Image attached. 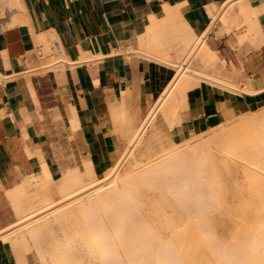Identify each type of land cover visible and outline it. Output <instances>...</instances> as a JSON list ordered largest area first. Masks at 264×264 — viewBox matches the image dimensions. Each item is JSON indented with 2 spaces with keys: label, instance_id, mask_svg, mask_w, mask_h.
<instances>
[{
  "label": "bare ground",
  "instance_id": "1",
  "mask_svg": "<svg viewBox=\"0 0 264 264\" xmlns=\"http://www.w3.org/2000/svg\"><path fill=\"white\" fill-rule=\"evenodd\" d=\"M4 4L9 5L10 8L14 7L17 9V14L6 24L7 26L25 20L23 16L24 7L22 5V0H0V16H3L2 7L5 6ZM178 5L179 4L169 5L165 2L158 8L157 11L146 9L144 15L138 20V31L143 30L147 40V51L145 50L146 52L143 53L147 57L156 58L157 56H155V54L160 53L161 47L167 48L169 46V38L171 35L175 37V39L182 45L181 47L183 50L186 52L185 49L189 48L190 45L195 43L197 39L199 40L203 38L206 34L207 31L201 34V36H198L190 28L180 15ZM206 9L211 17L210 27L217 19L222 21L221 23H223V29L227 31L239 28L244 24L247 25L245 28L246 34H237V42H241L243 39L247 38V33H252V38L257 43L264 40V25H260L257 22L258 13L264 10V0H226L219 6L216 4H209L206 6ZM7 26L4 25V27ZM36 38L38 40V46L40 47L39 49L43 51V53L41 52V54H43L41 55V58L43 57L46 59V62L44 61L46 64L43 66L46 68L48 67V70L53 69L51 70L52 72L61 70L63 68L62 63L64 62L69 64L71 67H74L76 64L88 62L92 57H99V55H94L81 49L78 60H68L64 56L62 46L60 45L57 35L53 30L48 32L47 37L42 34H37ZM205 50H207V48ZM2 55L3 59H5V52H2ZM161 59L163 61L164 58H160L159 60ZM183 65L181 64L182 67L180 68V72L178 70V72L175 73V75L168 81L167 85L160 90L156 101L153 103L151 108L148 109L141 124L142 126L133 134L128 135L126 148L122 151L120 158L113 165V167L104 172L102 177L96 176L94 164L89 158L82 160V170L84 175L78 174L75 171L74 173H67L60 178L52 176V174L47 170L45 162L37 164L34 167V172L27 176V181L24 186L31 185L34 187L35 191L39 190L40 193H36L29 198V211L24 209L21 210V208L16 211L18 222H15V226H4L0 228V241L6 245L14 242L19 246H23L25 249V246L26 248L30 247H27L26 245L28 244L27 238L29 236L37 248L39 245H42L41 241L42 243L44 242L42 235L46 228L44 222H46V219L50 215L49 213L40 215V213L35 214V212L43 206L56 201L52 195V189H56V192L59 194L60 204H68L67 206L69 207L67 214L74 217V223L70 226H67V222L61 223L60 231L62 234L60 232H56V234L54 233L56 237L57 233H60L59 235L63 236L62 239L64 240L65 238L64 241L67 242L65 245L61 244L59 236V241H57L56 237H53L54 242H60L57 246L60 245L61 249H58L59 246L57 247L55 242V246L52 250L57 249V251L60 250V252L58 251V253H56L54 250L55 252L52 251L53 254H51L54 255L55 253V255H58L60 253L59 256L61 257L63 255V259L67 258V260H65L66 263L64 262L65 264H68L67 262L70 264H197L200 260L199 257H201L199 264H264V191H257V189H260L261 187L264 188V147H257L260 145V142L264 141H261L260 138L257 140V137L255 138L252 135L257 132L258 136H260V134L264 131H262L264 128V102L260 103L255 109L241 112L240 115L237 114L239 115L238 117H234L235 115L232 116L231 114L229 116V114H227L228 120H233V117L235 119V123L231 125H226L222 122V125L210 127V132L208 133H206L208 130H204L205 134L200 132L197 134L195 132L189 133L192 134V136H190L192 139L185 140L183 137L184 139L182 140L185 141L182 142L180 146L178 143L176 148L166 151L168 152L167 156H165L166 152L165 155L162 154V156L164 155L163 158L161 156L159 158L154 156L155 158L147 159L145 162L140 163H138L139 160H137V158H133V156L135 157L133 151L137 146L139 139L145 132L146 128L154 121L157 113H162L165 120L169 123L182 121L181 111H183L182 108L187 105L186 93L193 85L191 78H207L224 89L226 88V91L229 89V92L230 90L234 92L244 90L238 86H234L230 80L232 76L235 78H241L240 73L228 74L226 72L223 79H217L215 77L210 78V76H202L200 72L197 71L189 72L188 68ZM38 68L42 69V66H37L35 68L28 67L20 72L21 76L22 74H35V69ZM46 68L44 69L46 70ZM36 72L38 73L37 70ZM17 74L18 73L12 75ZM18 76L19 74L17 77ZM0 77H2V75H0ZM108 93L111 95L110 92ZM122 93L124 94V92ZM122 101V94L119 97H112L111 99L109 97L107 99L108 114L112 121V127L116 126L118 122L117 119L121 113ZM0 112L3 114V110H0ZM180 122L179 124H181ZM67 124L70 132L75 131L79 126V119L74 106H72L71 115L68 117ZM260 124V128L263 126L261 131L257 126ZM153 126L154 124L152 127ZM187 129L191 131L190 125ZM186 133L187 132H185V134ZM121 134L124 135L122 132ZM250 136H253L251 138L256 141H252L251 138L249 139ZM217 152L230 153L234 158L242 161V164L245 166L244 168L247 169L250 174H253V177L255 176L254 190L257 191V194L255 195V192H253L252 196L253 198L258 197L262 202H259L262 204L261 209H257L255 206V210L257 209V213L255 211L257 214V222L255 221V225L249 221L244 225H240V227H238L239 231L235 235L232 234L233 239L228 242H224L223 239H220L221 235L219 234L220 238L218 240H220L221 243H218V240L216 239L217 237H214L216 236L213 235L214 230L212 229L210 231V229H208L211 227H208V221L207 223L205 222L208 219L206 218V220H203L205 216L200 212L192 213L193 210H191V207L194 208L196 203L194 205H191L192 203H190V201L193 203L196 202L193 198H196L197 195H201L202 197L200 196L201 198L199 199H202L203 197L206 198V195L209 193L207 190V183L204 182L205 180L201 181L203 179L202 173L209 171H204L201 168L204 166L203 164L206 163H210L212 167H217ZM129 156H131L136 162H129L130 160H128V166L122 168L123 171L119 173L122 163ZM207 168L208 167L205 169ZM189 180L193 183L192 187L189 185ZM156 183H160L163 186H159V188L164 189V191L163 189L160 191L164 193V196L166 194L167 199V195L170 193L173 196L169 194V198L174 197L171 200L175 199L174 201H176H173V204V202L168 199L171 205L176 204L175 206H170V204H167L165 201L161 202L160 200L161 204L165 202V204L163 203L164 205L167 204L170 209L171 207L172 209L174 207L175 210V208L180 206V203H182L183 205L180 206L183 210L181 214H184V212L188 213V210H184V208L189 209V204L191 205L189 210L190 214L185 213V215L187 214L185 218L187 221H180L177 223L181 226L178 232L176 230L178 229L177 227L175 232L171 231L172 235L170 233L169 238L166 241L162 238V235H157L160 229H157L156 227L155 230L150 228V226H146V223H144L140 217L142 214H140L139 211V203L144 200L141 198L140 201V197H138L140 196V193H142L141 187L145 185L152 186V184ZM24 186L22 184H18L6 190L12 202H20V196L25 193ZM195 193L197 194L195 195ZM209 197L211 198L212 196L210 195ZM186 199L187 201L189 200L188 205L185 203ZM207 200L208 199H206V201ZM177 202H179V204ZM256 202L254 204H256ZM184 203L186 205H184ZM141 207L142 206L140 205V209ZM198 207L200 206L198 205ZM160 209H162V206ZM160 209L157 207V209H155V213L158 210L161 211ZM195 209L199 208L195 207ZM55 210L56 208L53 209L50 214L54 213ZM180 210L178 209V212L177 210L175 211L177 217L181 215ZM205 210H207V208ZM157 214L159 215L161 213L158 212ZM193 214L195 216H198L199 214L198 217L200 218L198 219H202L201 223L198 221L196 224L194 221L195 224L192 225L193 221L191 222V218L195 219V217L192 216ZM155 215L153 214V218H155ZM142 217L144 219L146 216L144 217L143 214ZM138 218H141L142 221ZM161 221L165 220L163 219ZM165 222H167V219ZM171 222L168 221L167 225ZM177 224L176 226H179ZM174 225L175 224L173 223V226ZM173 226L172 228H174ZM76 233L80 234V236L85 239V245L79 244L74 246L68 243L70 242L69 238L71 234ZM216 240L217 242H214ZM222 242L224 244H222ZM83 247L88 249V251L86 250L87 252L90 251L91 253H95L92 255H95L96 258L94 257L93 259V256L91 255L93 260L92 262H90L91 260L88 261L89 259L84 261L85 257H83L82 254L85 253H81L84 252ZM208 249L212 250L211 252L209 250V254L213 253L212 258L210 255L207 260V258L205 259L204 257V253H207ZM43 251L39 253H42ZM152 251L153 253L151 254ZM90 252L88 254H90ZM200 252H203V255H200ZM205 256L207 257L208 254ZM42 257L44 258V256ZM58 259L60 262V259L62 258L59 257L57 260ZM94 260H96V262Z\"/></svg>",
  "mask_w": 264,
  "mask_h": 264
},
{
  "label": "crops",
  "instance_id": "2",
  "mask_svg": "<svg viewBox=\"0 0 264 264\" xmlns=\"http://www.w3.org/2000/svg\"><path fill=\"white\" fill-rule=\"evenodd\" d=\"M224 1L22 0L25 20L10 26L6 24L17 14V9L4 6L3 16H0V109L4 114L0 112V186L11 187L18 182L21 174L33 173L34 167L41 162L46 163L50 173L59 171L55 154L44 134L39 131V123L33 114L32 100L38 103V90L34 86L37 78L31 79V75L35 74H27L26 80L20 76L21 71L32 66L34 48L38 52L37 34L47 37L48 32L53 30L64 56L70 61L78 60L81 49L99 55L68 70L69 93L64 95L69 105L75 106L79 126L74 132L80 134L84 154L99 170L116 158L119 147L123 145L121 135L112 130L107 99L119 97L125 90L124 95L129 98V103L139 108L146 107L159 87L155 84L154 63L141 57L117 53L122 44L133 45L135 34H138L143 47L137 52L143 54L147 51L145 33L138 31V20L145 10L157 11L165 2L169 5L179 4L178 10L184 21L194 32L199 31L196 34L201 36L206 31L207 34L217 21L222 22L217 19L210 27L211 17L206 6L221 5ZM257 22L264 25V10L258 13ZM243 34H246V29L238 35ZM247 35L254 41L252 33ZM172 41L182 49V45L171 35L169 46L161 47L160 53L155 54L157 57L151 58L167 56ZM254 44L256 47L242 55L239 62L234 58L236 53L232 54L238 72L230 74L240 73L241 77L232 83L244 90L229 92V89L226 91V88L204 80L188 90L186 116L194 129H206L221 123L225 112L235 115L255 109L264 102V40L260 43L254 41ZM2 52H5V59ZM15 73L19 76L12 75ZM151 106L152 103L148 109ZM67 112V109L64 110V114ZM0 264H17L2 243Z\"/></svg>",
  "mask_w": 264,
  "mask_h": 264
},
{
  "label": "rangeland",
  "instance_id": "3",
  "mask_svg": "<svg viewBox=\"0 0 264 264\" xmlns=\"http://www.w3.org/2000/svg\"><path fill=\"white\" fill-rule=\"evenodd\" d=\"M4 5L6 6L7 4H4ZM7 7L10 8L9 5H7ZM2 8H4V6ZM246 27H247V25L244 24L243 26L239 27L238 29H233L231 31H227V30L223 29V27L221 26V23L219 21H217L215 23V25H213V27L209 30V32L207 34H205V36L203 38H201L202 41H201V39H199L200 41L197 39L195 41V43L190 45L189 48H187V49L184 48L186 50V52L183 50V48L181 49L182 51L179 49L180 46L178 43L176 44V42H172V44L169 48L170 52L167 56H165V55L163 56L164 57L163 61H162V59L161 60L152 59L150 57H147V56L137 52V51L143 49V47L139 43L138 34L134 35L135 37L133 40V42H134L133 45L132 44L131 45H123L122 44L120 49L117 51V53H122L126 56L133 55V56L141 57L142 59H145L148 62L154 63V65L156 66L155 67V79H156L155 84H157L159 87H158V89H156L153 92L152 97L149 100L148 105L146 107H141V108L129 103V100H128L129 98L126 97L123 93H121L122 97H123V101H122V105H121V113L117 119V121H118L117 124L118 123L119 124H118V126L116 124V126L112 127V130L118 131V133L121 135L123 145H121L119 147V152H118L116 158L111 163L107 164L106 166L102 167L99 170L95 169L96 176L102 177L104 172L107 169L113 167V165L117 162V160L120 158V156L122 154V151L126 148L128 135L133 134L135 131H137L142 126L141 124H142L143 119L146 115L145 113H146L148 107L151 105V103L153 105V103L157 99V95L159 94L160 90H162L164 88V86L167 85L168 81L172 78L173 74L177 73L178 70L180 72V68L182 67L181 64L183 65V63H184L183 66H186V68H188L189 72H192V71L196 72L197 71V72H200V74L202 76H207V77L210 76V78L215 77L217 79L218 78L223 79L225 76L222 73V71L219 69H222L223 72H225V73L226 72L227 73L237 72L238 70H237L236 65H234L232 54L234 52L236 53L234 58L236 59V61L239 62L240 57L242 55H244L246 52H248L249 49H252V47H256L254 44V41L251 38H246L242 42L236 41L237 34L243 32ZM195 33H199V31H195ZM199 42L200 43L202 42V43L200 44ZM176 45H178V46H176ZM197 45H199V46H197ZM37 47H38V52H37L36 48H34V50H33V54H32L33 63H32L31 67L35 68L37 66H39V67L42 66V69L41 68L35 69V72L33 71L35 73V75H31V79L37 78V80L34 81V86L38 90V96H37L38 103L36 104L32 100V103L34 106V113L33 114L36 117V121L39 123V126H38L39 131L44 134L47 142L49 143V145H50L51 149L53 150L55 157L58 161L59 171L55 174H53V173H51V174L55 178H60L61 176H64L67 173H74L75 171L78 174L84 175L83 170H82V160H84L86 158V156L84 154V151H83V148L81 145L80 134L78 133V131H76V132L71 131L70 132V130H68V124H67L68 117L71 115L72 106H74L72 104L69 105V101H68L67 97H64L65 94L69 93L68 70L71 69V66L64 62V63H62L63 64L62 70H57V71L52 72L51 70H53V69H49L50 70L49 71L48 67L46 68L43 66L46 64V63H44V61L46 62V59H44L43 57L41 58V55H43V54H41V52L43 53V51L41 49H39L40 47L38 45H37ZM206 48H207V50H205ZM194 49H195V51H194ZM192 51H193V53H192ZM213 53H214V55H213ZM208 54H209V56H208ZM215 54L218 56V58H216ZM213 56H214V58H213ZM168 58L171 60H169ZM44 68H46V70ZM36 70L38 71V73L36 72ZM22 77L25 79L26 75L22 74ZM234 79H236V78L233 76L230 78L231 81H233ZM191 80L193 82V85L188 90L192 89L194 86H197L200 80H204L206 82L211 83L212 85L219 86L207 78L196 79V77H193V78H191ZM124 91H122V92H124ZM187 93H188V91H187ZM220 106L222 107L221 103H220ZM66 109L68 110V112H67V114H64V110H66ZM186 109H187V105H186V107H183L182 108L183 111H181L182 121L181 122L179 121L181 124H179L178 121H177L178 123L177 122L169 123L168 121L165 120V117L163 116L162 113H160V112L157 113L154 121L152 122L154 124V126L152 127L153 124L151 123L152 125L150 124L146 128L145 132L142 134L141 138L139 139V142L137 143V146L135 147V149L133 151L134 155H135V157L133 156V158H137V160H139L138 163L145 162L147 159H151V158H155V157L159 158L161 156L163 158L166 151H170L172 148L174 149L178 145L180 146V144H182V142H184L186 139L187 140L192 139V137L190 138V136H192V134H189L191 132H195L196 134L199 132L203 134L205 132L204 130H206V131L208 130L206 133L210 132L209 128L213 127V126H210L206 129H201V130L194 129L192 127L189 119L186 116ZM0 110H2V109H0ZM240 113H237V114L240 115ZM227 114H229V116H230L231 113L225 112V116ZM237 114H235V116L232 114L231 115L234 117H238L239 115H237ZM227 117H228V115L222 121L223 124L225 123L226 125L227 124L231 125V124L235 123L234 117L232 118L233 120H231V121H230V119L228 120ZM222 122L217 124V125H214V127L218 126V125H222ZM263 124H264V122H263ZM111 125H112V121H111ZM189 125L191 128V131L189 129H187ZM257 126L260 128L261 124L257 125ZM257 126H256V128H257ZM263 126L260 128V131L263 128ZM115 128H118V129H115ZM263 130H264V128L262 129V131ZM120 131L124 135H122ZM185 132H187V133L185 134ZM252 135L255 138L257 137L256 138L257 140H258V138H260L261 141L262 140L264 141V131L260 134V136H258L257 132L255 134H252ZM253 136H250L249 139ZM183 137L185 138V140H182V139H184ZM249 139H248V141H249ZM251 140L254 141L255 139L253 140V138H251ZM257 147L263 148L264 142H260V145ZM158 154H160V155H158ZM162 154H164V155L162 156ZM167 154H168V152H166L165 156H167ZM216 154H217L216 163L218 164L217 167H212L210 163H206V164H203L204 169H203V167L201 168L204 171H206V170L209 171V172H203L202 173L203 179L201 178L202 179L201 181L205 180L204 182L207 183V187H208L207 190L209 192V193L207 192L208 193L207 195L210 194L212 197L210 198L209 197L210 195L209 196L206 195V198L203 197L202 199H199L202 196L200 195L201 196L200 197L197 195L198 199H197V196H196V198H193V199H195L196 202L193 203L190 201V203H192L191 205H194L196 203L194 208H192L191 205L189 204V209L184 208V210H188V213L190 214L189 210L191 207V210H193L192 213L193 212L202 213V215L205 216V218H203L204 216L202 217L203 220H206V218H207L208 220H206L205 222L207 223V221H208L209 222L207 224V225H209L208 227L211 226L208 229H210V231L212 229L214 230L213 235H216L214 237L215 238L217 237L216 238L217 240L221 237L220 239H223L224 242H228V241H231V239H233L232 236L235 235L239 231L238 227H240V225H242V224L244 225L248 221L255 225V221L257 222V220H256L257 219V217H256L257 216V214H256L257 209H261V207H262L261 203L262 202L258 197L253 198L252 193L255 192V195H256L257 191H259V190H260V192L264 191V190H261L264 188L261 187L260 189H257V191L254 190V185H255V183H254L255 178L254 177L255 176L253 177L252 176L253 174H250V172L244 168L245 166L242 164V161L240 159L234 158L230 153H218L217 152ZM129 157L122 163V165L119 169V173L123 171L122 168H125V166H128L129 162L134 161V159H132L131 156H129ZM128 160H130V161L128 162ZM134 162H136V161H134ZM206 167H208L209 169L208 168L205 169ZM213 168H214V170H213ZM168 174H166V175H168ZM29 175H31V173L30 174H21L19 176V178L17 179L18 182L13 184L12 186L14 187L18 184H22L24 186V184L27 181V176H29ZM170 176H171V173H170ZM189 181H190L189 185L192 187L193 183H191V180H189ZM156 184H157L158 188L156 187ZM156 184H152V186L151 185H148V186L145 185V186L141 187L142 193H140V196H138V197H140L139 198L140 201H141V198H143L144 200H143V202H140V203L138 202L139 203V211H140V214H142V215L144 214V217L145 216L146 217L144 218L145 220L143 219L142 215L140 217L142 218L144 223H146V226H150V228H153L155 230H156V227H157V229H160L159 232L157 230V232H158L157 235L158 236L162 235V238L166 241L169 238L170 233L172 235L171 231L175 232V229L177 227H178V229H176V230L178 232V230L181 226L177 223H179L180 221H183V222L187 221V220H185V218H186V215L188 213L184 212V214L182 213L183 215L181 214V212L183 211L180 207L183 205L182 203H180V206L175 208V210H174V207H173V209L171 207V209H172L171 210L167 204H170V206H175L176 204L171 205V203H170V201L173 202L175 200V199L171 200L174 197L169 198V196L171 194L169 192H166V193L170 194V195L169 194L167 195L168 199L170 200L169 201L166 198V194L164 196V193L160 191L163 188H159V186H161V187H163V186L160 183H156ZM11 187H1L0 186V227H3V226L13 227V226H15L16 225L15 222H18L17 221L18 216L16 215V211L19 210V208H21V210L24 209L26 211H29V209H28V206L30 205V202H29L30 199L29 198L36 193H38V194L40 193L39 190L35 191L33 186L25 185L24 186V190H25L24 195L20 196V202L19 203H15V202L11 201L10 197L8 196V193L6 192V190L11 188ZM203 188H205V187H203ZM187 189H189V188H187ZM163 191H164V189H163ZM196 194L197 193H195V195ZM52 195L56 201H54L53 203H51L49 205L43 206L42 208H40L39 210H37L35 212V214L40 213V215H42V214L49 213V215H50L46 219V222H44L46 228H45V232L42 235V237H43L42 239L44 240L43 243L41 241L42 245H39V247L37 248V246L34 244L33 240L31 241V238L29 236L27 238L28 244H26L27 247L30 246V247H28L29 249L26 248V246L24 249L23 246H19L14 242H11V244L6 245L5 243L0 241V243H2V245H4V247L10 252V254L17 261V264H65L66 263L65 260H67V258L63 259V255H62V257L59 256L60 253L58 255H55V253H54L55 256L52 255L53 254L52 251L55 250V249L54 250H52V249L55 246V242H56V241L54 242L53 237H56V235H55L56 232L61 233V231H60L61 223L67 222V224H68L67 226H70L72 223H74V217L72 215L67 214V210L69 207V206H67L68 204L67 205L60 204L59 194L56 192V189H52ZM141 195H142V197H141ZM195 195H194V197H195ZM171 196H173V195H171ZM190 198H192V197H190ZM206 199H208L207 201L209 203L206 201ZM160 200H161V202L165 201L167 203L166 204L167 206L164 205L165 202H163L164 204L162 203L163 204L162 205ZM256 200H257V202H256ZM205 201H206V203H205ZM174 202H176V201H174ZM174 202H173V204H174ZM255 202H256V204H254ZM259 202H261V203H259ZM177 203L179 204V202H177ZM185 203H187V205H188L189 200L187 201V199H186ZM185 203H184V205H186ZM207 203H208V206H207ZM140 205L142 206L141 209H140ZM160 205L162 206V209H165V208L166 209L165 210L160 209L161 208ZM198 205L201 207V209H200V207H198ZM163 206H164V208H163ZM255 206L257 207L256 210H255V208H256ZM157 207L161 211L158 210L155 213V209H157ZM195 207L199 208V209H195ZM55 208H56V210L54 211V213L50 214V212L53 211V209H55ZM206 208H207V210H205ZM253 208H254V210H253ZM178 209L179 210L181 209L180 210L181 215L179 217H177V215L175 214V211L177 210V212H178ZM255 211H256V213H255ZM158 212H160L161 214L158 215L157 214ZM164 213H166V214H164ZM185 213H187V214L185 215ZM151 214H152V216H151ZM153 214L154 215L156 214L155 218H153ZM162 214H163V216H162ZM194 214L192 216H194L195 219L191 218L192 219L191 222L193 221L192 225L195 223L197 224L198 221H200L199 223H201L202 219L201 220L198 219V218H200V217H198L199 214H198V216L197 215L195 216ZM202 215H200V216H202ZM182 216H185V217H182ZM196 217L198 220L196 219ZM141 218H138V219L141 220ZM163 219L165 221L167 219V222L168 221L171 222V220H172V222L175 225L173 226L172 222H171L172 224L168 223V225H167V222L161 221ZM194 221H195V223H194ZM189 222H190V219H189ZM176 224L179 226H176ZM190 225H191V223H190ZM172 226L174 228H172ZM224 227H225V229H224ZM164 228H166V229H164ZM167 229L168 230L170 229V230L168 231ZM59 234L57 233V237H56L57 241H59L58 239L60 238L62 240V241L60 240L61 244L65 245L67 243L66 241H64L65 238L63 240L62 239L63 236H61ZM219 234L221 235L220 237H219ZM58 236H59V238H58ZM56 238H54V239H56ZM69 239H70V242H68V243H70L71 245H74V246L79 245V244L85 245V243H86L85 239L83 237H81L80 234H77V233L71 234ZM217 240L214 242H217ZM60 242H58V243L60 244ZM58 243L56 242V246ZM218 243H221L220 240H218ZM222 244H224V243L222 242ZM227 245H228V243H227ZM58 246H57L58 249H61L60 245H58ZM40 247H41V249H40ZM50 248H51V250H50ZM84 248L85 247H83L84 252H81V253H85V254H82V256L85 257L84 261H87V259H89L88 261L91 260L90 262H92L93 261L92 256H93V259L95 257V255H92V254H95V253H91L89 251L90 254H88L89 253V252H87L88 249H86V248L84 249ZM43 249H44V251H43ZM209 250L210 249L207 250V253H204V257H205V259L207 258V260H208L210 255H211L210 257L212 258V253H213L212 252L211 254H209ZM41 251H43L42 253H44V254L39 253ZM55 251H56V253H58V251L60 252V250L57 251V249ZM211 251L212 250H210V252ZM152 253H153V251L151 252V254ZM200 253H201L200 255H203L202 254L203 252H200ZM206 254H208L207 257L205 256ZM84 255H86V256H84ZM88 255H89V257H88ZM42 256H44V258ZM58 256L60 258H62V259H60V262H59V259L57 260V258H59ZM53 257H55V258H53ZM199 258H200V260H199V262H200L201 257H199ZM207 260H205V261H207ZM94 261L96 262V260H94ZM199 262L197 264H199ZM67 263L70 264L69 262H67Z\"/></svg>",
  "mask_w": 264,
  "mask_h": 264
},
{
  "label": "snow or ice",
  "instance_id": "4",
  "mask_svg": "<svg viewBox=\"0 0 264 264\" xmlns=\"http://www.w3.org/2000/svg\"><path fill=\"white\" fill-rule=\"evenodd\" d=\"M8 185H5V187H7Z\"/></svg>",
  "mask_w": 264,
  "mask_h": 264
}]
</instances>
